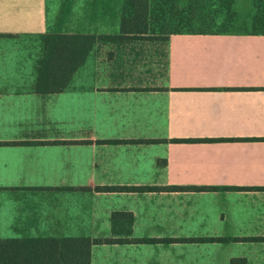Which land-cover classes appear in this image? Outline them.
<instances>
[{"label": "crops", "instance_id": "obj_1", "mask_svg": "<svg viewBox=\"0 0 264 264\" xmlns=\"http://www.w3.org/2000/svg\"><path fill=\"white\" fill-rule=\"evenodd\" d=\"M53 1L0 0V36L79 32L54 81L0 72V237L83 235L89 264H264V33L115 42L122 0Z\"/></svg>", "mask_w": 264, "mask_h": 264}, {"label": "trees", "instance_id": "obj_2", "mask_svg": "<svg viewBox=\"0 0 264 264\" xmlns=\"http://www.w3.org/2000/svg\"><path fill=\"white\" fill-rule=\"evenodd\" d=\"M260 1V0H258ZM234 0H122L120 14V29L115 36H107L112 41L123 40H162L167 41L171 35L176 34H218V33H264V24H258L253 17L250 29L245 26L243 29L232 32L227 25L234 19L238 20L236 11L233 12ZM263 25V27H262ZM232 30V29H231ZM5 36V35H1ZM11 36V35H10ZM59 38L58 46L67 49V60L64 62L63 55L54 58L53 62L46 55L38 65L39 79L47 78L43 72L62 71L67 67L75 68L76 53L79 46L64 47L69 45ZM78 40V37L69 38ZM72 46V45H71ZM79 55V52H78ZM56 59H58L57 62ZM75 59V60H74ZM78 62V60H77ZM54 65V66H53ZM71 71V70H70ZM204 140V139H202ZM174 141H190L176 139ZM213 141H217L214 139ZM117 142V141H107ZM148 142V141H140ZM165 190L174 191H200L204 187H154V186H102L95 187V192H154ZM223 189V188H221ZM118 213L112 215V219ZM132 221L131 214H124ZM224 241V239H193L192 241ZM99 240H92L86 236H57V237H0V264H89L91 245ZM155 242L157 240H144ZM162 241H172L171 239ZM176 241V240H174ZM225 241H227L225 239Z\"/></svg>", "mask_w": 264, "mask_h": 264}, {"label": "rangeland", "instance_id": "obj_3", "mask_svg": "<svg viewBox=\"0 0 264 264\" xmlns=\"http://www.w3.org/2000/svg\"><path fill=\"white\" fill-rule=\"evenodd\" d=\"M54 1L61 2L63 0H54ZM76 1H79V0H66V2H69L71 4H74ZM49 4L50 5L52 4V0H49ZM59 6L55 9V13L56 12H60V14L65 13L66 10L61 9L64 6L60 8ZM233 12L236 13L238 20L235 21L233 19L231 23L227 25V28H229L230 31L232 32H237L243 29L245 27L243 26V23L244 25L245 24L248 25L246 26L247 29H250L251 28L250 24L253 21V17H255L256 20L259 21L258 24H264V0H260V1L258 0H234ZM80 13L81 11L74 10V6H73L67 9V15H63L62 17H60L58 13H56V16H58V18L62 20L64 19L68 20L67 18H69V16H71L70 18L72 20L74 17L76 18V20H79ZM73 14H74V17H73ZM69 22L70 20L66 22L65 25ZM74 25H69V26H72L71 29L53 30L51 31V33L45 34L44 36H29V35L28 36L26 35L13 36L12 35V36H7V37L0 36V72H3V71L5 72L6 71L5 69H10V66L11 67L13 66L14 69L24 70V72L32 71L35 69L37 70L38 65H40L39 63L43 60V58L46 55H48V59H50V61L53 62L54 58H59L61 55V54H58V49H60L58 46L59 38L56 40L55 36H59V37L78 36L79 32L78 30H74L75 29ZM62 41H64L65 43L64 39ZM121 45H124V44H121ZM57 61L58 59H56L55 62ZM69 70L73 71L74 69L70 68ZM78 75L76 74V76L70 80L63 79L61 80V83L59 84H53V85L50 84V86L79 87L81 84H80V79ZM10 81L13 82L15 80H10ZM3 84L11 85V86H21V85L30 86L31 85L30 81L28 80H26L25 82H21V83H3ZM6 193L7 192H0V197L4 196V194ZM3 226H5V224L0 223V232L6 231V229Z\"/></svg>", "mask_w": 264, "mask_h": 264}]
</instances>
